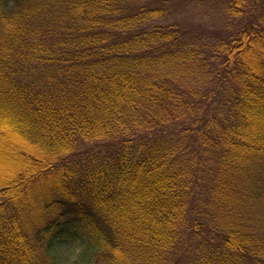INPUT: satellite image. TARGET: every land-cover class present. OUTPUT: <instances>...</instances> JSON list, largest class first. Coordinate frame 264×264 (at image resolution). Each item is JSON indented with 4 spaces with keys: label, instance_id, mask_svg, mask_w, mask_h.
<instances>
[{
    "label": "trees",
    "instance_id": "obj_1",
    "mask_svg": "<svg viewBox=\"0 0 264 264\" xmlns=\"http://www.w3.org/2000/svg\"><path fill=\"white\" fill-rule=\"evenodd\" d=\"M0 158V264H264V0H0Z\"/></svg>",
    "mask_w": 264,
    "mask_h": 264
},
{
    "label": "rangeland",
    "instance_id": "obj_2",
    "mask_svg": "<svg viewBox=\"0 0 264 264\" xmlns=\"http://www.w3.org/2000/svg\"><path fill=\"white\" fill-rule=\"evenodd\" d=\"M207 3H209V2H207V1L203 2L199 6H197V5L189 6L188 9L183 11V14L187 15V16H190V17H193V18H196V19H201V20H204V21H208V22L210 21V20H208L209 17H211V19L216 20L217 17H215V16L216 15L219 16L218 13H217L218 9L216 7H214L213 5H209ZM10 165L11 164L9 163V160L0 158V167L1 168L4 169V168H6V167H8ZM249 173H252L250 171V169H245L244 170L243 177H245L246 180L249 179V176H250ZM250 185L252 186V184H250ZM31 218H32V215L28 219H31ZM32 228H34V227H32Z\"/></svg>",
    "mask_w": 264,
    "mask_h": 264
}]
</instances>
